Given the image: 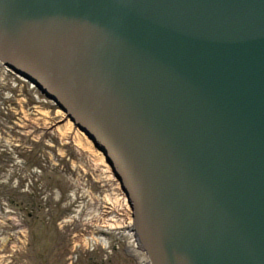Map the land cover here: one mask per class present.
<instances>
[{
    "label": "water",
    "instance_id": "obj_1",
    "mask_svg": "<svg viewBox=\"0 0 264 264\" xmlns=\"http://www.w3.org/2000/svg\"><path fill=\"white\" fill-rule=\"evenodd\" d=\"M0 60L115 159L156 264H264V0H0Z\"/></svg>",
    "mask_w": 264,
    "mask_h": 264
},
{
    "label": "rangeland",
    "instance_id": "obj_2",
    "mask_svg": "<svg viewBox=\"0 0 264 264\" xmlns=\"http://www.w3.org/2000/svg\"><path fill=\"white\" fill-rule=\"evenodd\" d=\"M20 84L24 83L20 82ZM4 91H2L3 94ZM29 94L34 95L39 100V97L34 91H31ZM18 98L19 97H12L10 98V101L17 103L19 106H22L25 101H21ZM29 98L30 102L34 101L31 97ZM47 101L49 100L47 99ZM33 109L35 111L34 114L36 115L30 116V113L32 112L31 107H27L24 110H18L16 112L17 114L14 113L18 118L15 123L20 120L18 124H13V121L9 118L6 121L3 120L0 123V138L4 137V140H6V137L19 138L28 133L27 131L25 133L24 131L22 132L19 126L23 127L24 130L28 129V127L31 128L29 130L28 138H20L19 142L22 146H20L19 149L15 147L16 150L14 151V154H17L18 159H21L24 163V166L27 167L25 169L26 171L29 172L30 169L36 168L37 166L43 168V172H39H41L45 176V179L44 176L40 178L38 175H36L35 178L31 180L33 184H30V186L32 187L30 193L38 189L41 190L42 187H44V189L50 190H53V188H55L56 190L57 188L61 192L66 191L67 193L71 190V186L68 181L69 177L76 174L77 176L79 174L89 176L91 167L88 166V163L89 165L95 164L92 167L94 171L98 172V174L100 175V179L99 181L94 180V188L91 189V186H88V188L91 189L94 195H96L94 200H98L99 202H101L99 203L100 210H103L102 208H105L106 211H100L97 214L92 215V212L95 210L97 211L99 208L98 202H96V205L92 203L93 198L91 197V207L94 210H91V212H89L90 210H88L87 221L86 223H83L82 226L83 230H85L84 232H88L89 234H92L93 231L94 233H99V231L103 232L106 229L105 226L107 225V222L111 219V217H109V213L112 211V209L114 210V212L118 213L120 217L117 218L120 221H127L128 213L126 208H128L129 206L126 207V205L124 204V198H120V196H118L120 195V190H117V185L112 184L113 176H111V180V178H109L110 175L106 174V166L103 164L104 160L100 157V154L96 150L94 151V148L91 146L92 144L79 132L78 129H76V127L72 123H70L66 119L60 121V119L64 115L62 112H56L55 109L47 107H44L43 111L38 107H33ZM1 117L2 115L0 114V118ZM3 129H6L7 132L3 131ZM5 151L6 153H9L11 158H15V155L10 153V149H6ZM11 158H7L5 161H2V159L0 158V165H2L3 162H6V165H10L11 163L15 162V159L12 160ZM43 165H45V168ZM82 165L87 167L82 168ZM62 168L65 169V175L62 174ZM99 169L103 170L104 172H100ZM17 177L19 179L18 185H21L22 188L26 184H29L26 183L25 179H23L20 175H18ZM42 194H45V192L42 191ZM110 199L114 200V203H110ZM15 204H21L20 200L13 199L9 196L7 198V204L5 203L4 206L5 210L9 208H15L16 211L20 212V217L19 219L14 217V220L17 221L16 223H12L9 220L5 219V226L0 227V234L4 230L3 236H7L5 231L12 232L17 228L22 229L21 225H23L22 219L24 217V212L22 209L23 207L22 204L18 207H16ZM27 204L32 208L33 205L30 199H27ZM125 209L126 211H124ZM59 212L60 210L58 211V213ZM58 213H53V219L55 221L59 217ZM61 214V217H63L64 212H62ZM37 217L38 220L31 219L27 221V223H25V226L27 227L29 224L30 228V242L28 251L24 255L19 254V252L13 253L11 260H15L18 262H12L11 264H20L21 261L25 262V264H43L46 262L54 263L56 261H59L60 254L66 255V246H71V235L73 234L75 229H64L65 232H68V234H70V236L68 235L69 239H67L66 245L64 235L57 231L53 227L54 225L52 227H49L50 225L44 223V216L41 214H38ZM37 221H39V224ZM84 224L88 225L85 226ZM78 234L80 235V230ZM18 235L21 236L20 233H18ZM61 235L63 237H61ZM118 236L121 237L122 235ZM62 242L63 244L61 245ZM2 243L3 242H1L0 240V246H2ZM89 247H91L90 244L88 248ZM78 249L79 248L76 247L75 252L79 253ZM6 255H9L7 248ZM81 258H83V263H95L100 261L99 259L89 260L88 257H86L85 260L82 254ZM78 264L80 263L78 262ZM106 264L136 263L126 254L117 253L111 259H109Z\"/></svg>",
    "mask_w": 264,
    "mask_h": 264
},
{
    "label": "bare ground",
    "instance_id": "obj_3",
    "mask_svg": "<svg viewBox=\"0 0 264 264\" xmlns=\"http://www.w3.org/2000/svg\"><path fill=\"white\" fill-rule=\"evenodd\" d=\"M10 72H11L10 69H8L7 67H5L3 65H0V92L4 91V86L1 85L2 82H3V77L5 76V74H8ZM22 83H24V82H22ZM43 96L46 97L45 94ZM46 99H48V98L46 97ZM63 117H64V115L62 116V118ZM73 125L76 127V129L79 130V128L75 124H73ZM91 196H92V191L91 190L90 191H87L86 198H88V199L87 200L85 199L84 200V204H82V206H81L82 213L85 212L84 219H83V223H86V221H87L88 210H90L89 212H91V210L92 211L94 210L91 207L92 206V203L89 201V200H91ZM109 202L110 203H114V200L110 199ZM126 209H127V212H128L127 221H120L117 218V217H120V216L118 215V213L114 212V210L112 209V211L109 213V217H111V219L107 222V225L105 226L106 229L103 232L104 233H107L109 230H113V231H116L118 233V235H122L120 232L123 231V234H124V235H122L123 238L126 237V240H127L128 244H129V246L131 247V249H133L131 232H132V228H134V226H133L134 221L132 219L133 216H132V214L130 212V207H128ZM81 211H79V213ZM98 212H100V209H98L97 211L96 210L93 211L92 212V215L97 214ZM84 225L87 226L88 224H84ZM80 232L82 234H85L86 233L82 229H80ZM93 234H96V235H93ZM97 235H99V233H94V231H93L92 234H89L87 232V234L84 237V239L86 240V238H87V243H90L91 242V247H94V246H96V245H94L95 241L99 239V237L96 239V236ZM127 235H130L131 238H128Z\"/></svg>",
    "mask_w": 264,
    "mask_h": 264
}]
</instances>
